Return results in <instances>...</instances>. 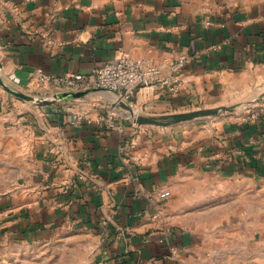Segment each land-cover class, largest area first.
I'll use <instances>...</instances> for the list:
<instances>
[{"label":"crops","instance_id":"0c3cea01","mask_svg":"<svg viewBox=\"0 0 264 264\" xmlns=\"http://www.w3.org/2000/svg\"><path fill=\"white\" fill-rule=\"evenodd\" d=\"M121 55L168 79L190 62L124 104L0 85V245L63 246L81 264H264V0H0V81L16 91Z\"/></svg>","mask_w":264,"mask_h":264},{"label":"built area","instance_id":"2783aa9c","mask_svg":"<svg viewBox=\"0 0 264 264\" xmlns=\"http://www.w3.org/2000/svg\"><path fill=\"white\" fill-rule=\"evenodd\" d=\"M189 62L190 60L187 56H181L172 65V79H168L162 78L164 76L163 67L152 59H134L121 55L117 62L95 68L89 74L67 73L57 75L38 70L30 86L40 91L36 99L40 103L51 99L56 100L62 93L90 94L98 91L116 93L119 95L120 101H124L133 97L141 87L154 85L159 82L167 84L173 79H175L176 83H180L178 77L182 67ZM78 117L77 115L75 116L77 119ZM108 121L111 129H117L112 113L109 114ZM131 160L140 162V158L137 156H132ZM159 196L161 199H168L171 196V192L164 190L159 193Z\"/></svg>","mask_w":264,"mask_h":264},{"label":"rangeland","instance_id":"374dc122","mask_svg":"<svg viewBox=\"0 0 264 264\" xmlns=\"http://www.w3.org/2000/svg\"><path fill=\"white\" fill-rule=\"evenodd\" d=\"M9 87L12 88L11 86ZM31 97L38 98L37 96ZM33 102L40 103L37 101ZM63 250V246L11 247L9 245H0V264H81L70 260L72 257L69 254L60 253Z\"/></svg>","mask_w":264,"mask_h":264},{"label":"water","instance_id":"95a60500","mask_svg":"<svg viewBox=\"0 0 264 264\" xmlns=\"http://www.w3.org/2000/svg\"><path fill=\"white\" fill-rule=\"evenodd\" d=\"M0 85L11 95L28 100V101H36V98H33L29 95H26L24 93L15 91L14 89L10 88L9 86L5 85L2 81H0ZM70 96H76V97H82L84 95H87V93H71L68 94ZM59 99V96L57 97ZM43 104L49 103V101H42ZM121 104H124L123 101L120 102ZM199 115L198 113L183 115V116H174V117H168V118H155V117H135V122L137 124H148V125H155V126H164V125H171L175 124L181 121H184L186 119L195 118Z\"/></svg>","mask_w":264,"mask_h":264}]
</instances>
